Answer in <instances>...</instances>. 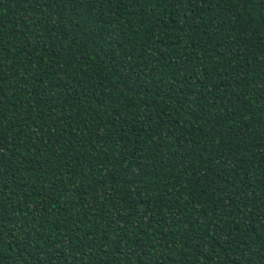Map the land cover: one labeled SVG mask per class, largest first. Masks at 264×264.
<instances>
[{"label": "trees", "instance_id": "1", "mask_svg": "<svg viewBox=\"0 0 264 264\" xmlns=\"http://www.w3.org/2000/svg\"><path fill=\"white\" fill-rule=\"evenodd\" d=\"M0 264H264V0H0Z\"/></svg>", "mask_w": 264, "mask_h": 264}]
</instances>
